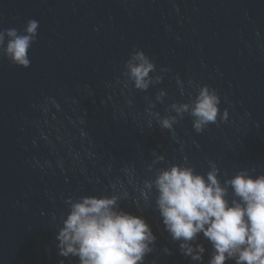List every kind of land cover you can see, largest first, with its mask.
<instances>
[{"label":"water","instance_id":"obj_1","mask_svg":"<svg viewBox=\"0 0 264 264\" xmlns=\"http://www.w3.org/2000/svg\"><path fill=\"white\" fill-rule=\"evenodd\" d=\"M136 48L156 64L146 90L125 75ZM204 85L228 116L197 133L176 108ZM174 164L205 177L214 165L229 200L225 181L264 174V0H191L0 119V264H79L58 254L56 236L84 196H116L146 220L157 239L144 264H208L209 241L189 242L202 260L183 255L146 184Z\"/></svg>","mask_w":264,"mask_h":264},{"label":"clouds","instance_id":"obj_2","mask_svg":"<svg viewBox=\"0 0 264 264\" xmlns=\"http://www.w3.org/2000/svg\"><path fill=\"white\" fill-rule=\"evenodd\" d=\"M39 24L38 19H30L23 32L16 28L0 32V46H4L5 34L10 38L4 58L28 68ZM155 68L154 61L136 48L125 64V75L136 89L146 90ZM220 102L216 90L204 85L190 104H182L176 111L190 112L193 128L199 133L218 117L227 119V110L220 114ZM174 122L175 117L164 118L161 126L172 129ZM218 171L213 165L205 177L191 166L174 164L160 171L154 181H146L158 192L155 203L164 228L173 241H181V253L194 260H202L205 249L197 245L193 254L189 242L202 233L214 249L208 264H225L230 259L235 264H264V174L252 176L242 170L225 181L235 197L229 200ZM69 204L56 236L60 256L76 257L79 264H144L153 251L157 238L151 226L142 216L119 209L118 197L84 196ZM165 252L170 250L165 248Z\"/></svg>","mask_w":264,"mask_h":264}]
</instances>
